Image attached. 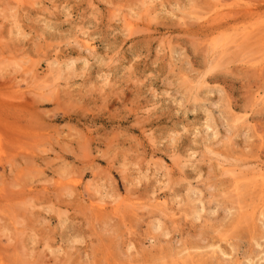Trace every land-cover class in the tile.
Listing matches in <instances>:
<instances>
[{"label":"rangeland","instance_id":"obj_1","mask_svg":"<svg viewBox=\"0 0 264 264\" xmlns=\"http://www.w3.org/2000/svg\"><path fill=\"white\" fill-rule=\"evenodd\" d=\"M0 264H264V0H0Z\"/></svg>","mask_w":264,"mask_h":264}]
</instances>
